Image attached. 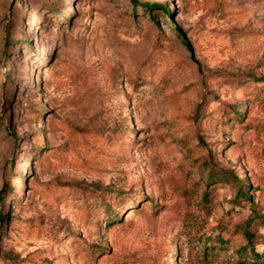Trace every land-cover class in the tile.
<instances>
[{
	"label": "rangeland",
	"instance_id": "1",
	"mask_svg": "<svg viewBox=\"0 0 264 264\" xmlns=\"http://www.w3.org/2000/svg\"><path fill=\"white\" fill-rule=\"evenodd\" d=\"M135 1L0 0V264H264V0Z\"/></svg>",
	"mask_w": 264,
	"mask_h": 264
},
{
	"label": "trees",
	"instance_id": "2",
	"mask_svg": "<svg viewBox=\"0 0 264 264\" xmlns=\"http://www.w3.org/2000/svg\"><path fill=\"white\" fill-rule=\"evenodd\" d=\"M130 2H132L133 4H136L135 0H130ZM139 5H141L148 12H150L152 9H157L161 13L165 14L166 16L169 14V10H168L167 6H165L164 4L143 3V4H139ZM177 35L179 36L181 41H183L184 45L188 47V44H187V42L185 40V37L183 36V34H182V32L180 30H178ZM233 111H234L233 112L234 116H236L237 118L241 117V114L238 111H236V110H233ZM223 175L224 176L222 178L224 180H226V181H235V183H237L239 185L238 194H237L238 198L237 199L238 200L241 199L243 201H249L248 195H247L246 191H244L245 185H244L243 181L241 179L237 178L236 176H234V174L232 172H229V174L224 172ZM213 176L214 175H212L211 178ZM3 190H1V193H3ZM245 236H246V239H247L248 242L251 243L253 241L254 234H252L248 230L246 231ZM253 263H256V261H253ZM258 264H261V263L258 262Z\"/></svg>",
	"mask_w": 264,
	"mask_h": 264
}]
</instances>
